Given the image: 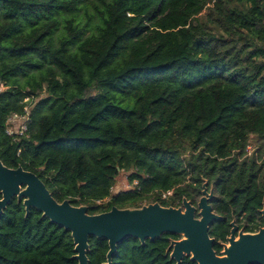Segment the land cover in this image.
I'll list each match as a JSON object with an SVG mask.
<instances>
[{"label": "trees", "instance_id": "16d2710c", "mask_svg": "<svg viewBox=\"0 0 264 264\" xmlns=\"http://www.w3.org/2000/svg\"><path fill=\"white\" fill-rule=\"evenodd\" d=\"M90 6L100 24L86 36L92 19L75 14ZM0 80V160L58 202L91 215L197 206L207 182L223 217L209 230L216 253L234 220L257 229L264 160L244 156L251 135L264 156V0H0ZM27 96L40 98L31 138L14 142L7 119ZM123 171L138 185L111 194ZM178 238H130L112 264H176ZM89 243V264L106 263L108 241ZM74 249L70 232L17 199L0 216V264H78Z\"/></svg>", "mask_w": 264, "mask_h": 264}, {"label": "water", "instance_id": "95a60500", "mask_svg": "<svg viewBox=\"0 0 264 264\" xmlns=\"http://www.w3.org/2000/svg\"><path fill=\"white\" fill-rule=\"evenodd\" d=\"M203 185L202 197L197 206L184 199L179 208L163 207L159 203L139 208L119 209L91 215L88 206H73L69 200L58 202L44 182L33 172L18 167L8 168L0 160V216L14 199L23 202L26 216L36 209L42 216L66 232L71 233L75 245L74 259L78 264H89L90 238L107 240V262L112 264L118 245L130 238L145 244L166 234L182 237L169 246L170 258L182 264L185 257L197 264H264V229L255 234L238 231L234 220L231 235L220 255L214 250L215 239L209 235L210 227L223 220L213 210L214 190ZM264 217V209L261 211ZM238 235V238H237Z\"/></svg>", "mask_w": 264, "mask_h": 264}, {"label": "built area", "instance_id": "2783aa9c", "mask_svg": "<svg viewBox=\"0 0 264 264\" xmlns=\"http://www.w3.org/2000/svg\"><path fill=\"white\" fill-rule=\"evenodd\" d=\"M8 86L0 80V94L8 90ZM34 101V102H33ZM37 100L35 101L33 96H27L22 101L24 107L22 112H14L12 113L6 123V134L13 139L14 142H21L23 139L29 140L31 138L30 133V124H31V115L33 106L36 104ZM253 136V135H251ZM21 150L19 151V155ZM256 149L252 145V142L249 137L248 144L245 148V157L251 158L255 155ZM126 172V171H123ZM130 173L128 175V178ZM131 184V183H130ZM138 185V181H134L131 184L130 190L134 189ZM115 188V187H114ZM114 188L111 190V194L114 193ZM173 190L166 191L161 193V198L163 200H169L173 197ZM110 198H106L104 200L97 201V205H102L107 203Z\"/></svg>", "mask_w": 264, "mask_h": 264}, {"label": "rangeland", "instance_id": "374dc122", "mask_svg": "<svg viewBox=\"0 0 264 264\" xmlns=\"http://www.w3.org/2000/svg\"><path fill=\"white\" fill-rule=\"evenodd\" d=\"M96 5L101 7L100 5H98V3ZM75 15L81 21V25H85L90 19H92V20H90V29H89V32L87 33L86 36L92 35L96 32V28L100 24V21L97 18V12H96L95 7L90 6V9L87 12L85 11L84 8H81V10L79 12H77ZM202 17H204V16H202ZM68 18H71V15H68ZM62 22L64 23V21H62ZM60 34H61V32H59L57 34V36H59ZM23 82H24V79L21 78V83H23ZM44 97H46L45 89H44V93L42 94V96H40V98L42 99ZM39 99H37L36 103L39 102ZM250 140L252 142V145L255 147L256 151L259 149L261 150L260 154L258 155V160L259 161L264 160V156H261V153H263V151L261 149V145L263 144V141L256 139V137L254 135L250 136ZM128 175H129L128 172H121L120 173L119 177L117 178L116 186L114 188L115 194L122 192V191H129L130 190V188L132 186L129 182ZM200 198L198 199V202H199ZM149 204H151V203H148V202L144 203V205H149ZM237 238H238V235H237ZM181 239H182V237L179 238V240H181ZM228 245H230V244H228Z\"/></svg>", "mask_w": 264, "mask_h": 264}, {"label": "flooded vegetation", "instance_id": "af4514ba", "mask_svg": "<svg viewBox=\"0 0 264 264\" xmlns=\"http://www.w3.org/2000/svg\"><path fill=\"white\" fill-rule=\"evenodd\" d=\"M264 209V204L262 205V208L259 210V217H258V227H257V229H255V230H253V231H251V230H246V227H248L250 224L248 223V221L246 220V219H244V218H242V222L241 223H238L237 221H236V225L238 226V231H237V233L236 234H238V232L240 231V230H244V233L245 234H255V233H258L259 231H261L262 229H264V217H263V215H262V213H261V211ZM231 235V234H230ZM230 235H229V237H230ZM228 237V238H229ZM180 238V237H179ZM179 238L177 239V240H179ZM176 241V240H175ZM216 242V241H215ZM224 243H226L227 244V239H226V241L224 242ZM214 250H215V245H214ZM222 251V250H221ZM221 251H219V253L217 252V255H220V253H221Z\"/></svg>", "mask_w": 264, "mask_h": 264}]
</instances>
